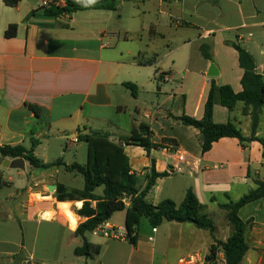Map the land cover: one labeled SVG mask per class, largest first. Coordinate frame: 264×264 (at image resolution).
<instances>
[{
    "label": "crops",
    "instance_id": "crops-1",
    "mask_svg": "<svg viewBox=\"0 0 264 264\" xmlns=\"http://www.w3.org/2000/svg\"><path fill=\"white\" fill-rule=\"evenodd\" d=\"M125 2L116 11L53 17L44 8L63 7L66 0H22L16 7L0 0V146L30 150L35 140L37 159L62 163L36 169L25 161L24 169H15L14 159L0 156V264H226L221 248L207 262L215 240L227 242L232 234L228 212L220 205L237 202L263 180L262 145L253 141L243 148L237 139L223 138L203 154L200 132L176 118L202 119L213 82L243 91L244 70L233 44L254 57L264 80V0L130 1L129 24L121 12ZM11 25L17 35L8 39ZM203 46L212 60L204 57ZM211 64L216 77L208 76ZM127 83L137 87L136 97ZM30 106L39 109V117ZM252 111L243 102L232 112L216 105L213 121H232L248 138ZM259 118L256 137L264 138V107ZM141 124L149 126L158 148L148 152L122 144L131 172L140 177V190L153 167L168 174L156 180L147 201L180 205L192 190L214 222V236L191 223L163 222L154 228L143 218L135 244L94 231L85 234L92 256H77L84 239L76 232L88 220L79 214L84 201L56 197L59 186L67 192L85 186L83 175L66 169L87 164L86 149L74 140L101 131L120 143ZM96 195L103 196L102 187ZM96 204L92 201L91 208ZM126 212L105 223L127 232ZM238 216L248 223L249 249L240 264H250L253 252L256 264H264V197L242 207Z\"/></svg>",
    "mask_w": 264,
    "mask_h": 264
},
{
    "label": "trees",
    "instance_id": "trees-1",
    "mask_svg": "<svg viewBox=\"0 0 264 264\" xmlns=\"http://www.w3.org/2000/svg\"><path fill=\"white\" fill-rule=\"evenodd\" d=\"M22 0H4L5 4L16 7ZM121 0H66L63 7L51 4L44 8L47 16L60 17L64 14H73L83 10H110L116 11ZM137 1V0H124ZM17 26L11 25L5 32L8 39L15 38ZM232 47L239 54L240 67L244 70L242 78L243 91L235 93L230 86H217L212 83L207 102L205 104L204 117L200 120L182 116L176 118L185 126L193 127L200 132V144L202 153L209 152L214 143L223 138H234L239 141L243 148H247L249 143L257 141L262 145L264 158V138L256 137L258 124L260 121V109L264 107V80L262 75L256 71L254 57L240 44H233ZM207 46L202 47V53L207 60H212V56L207 50ZM142 63V62H141ZM125 86L131 91L134 97L137 96V87L127 83ZM243 102L246 107H252V134L245 137L241 129L232 121L227 124H216L213 121V111L216 105H221L230 112L235 106ZM30 109L39 117V109L30 106ZM152 132L149 126L141 124L138 130H134L129 136H122L120 143L111 139V135L106 132H91L86 135L80 134L78 141L88 144L87 164L84 166L73 164L66 167L68 171L78 172L85 179V186L82 191L74 190L67 192L64 187L57 189V199L59 201H84L83 208L79 214L86 216L88 220L82 223L76 234L83 237L84 244L75 250L77 256L90 258L93 247L85 239V234L94 232L100 225L108 222L114 213L127 210L125 227L128 239L131 243H136V235L143 218L148 220L154 228L163 222L191 223L199 229L209 231L213 236L216 231L213 220L203 214L202 206L192 190L186 193L183 202L177 205L172 200H164L157 206L147 201V196L154 187L156 180L160 177H167V173H156L154 167L147 176L146 185L140 190V177L131 172L128 157L126 156L122 144L143 147L150 152L152 148L158 146L151 143ZM37 142L33 140L30 150L23 146H0V156L2 158L24 159L33 168L48 169L59 166L62 163L43 164L34 155ZM257 188L244 195L237 202L221 204L220 207L228 212V221L232 228V234L227 242L215 240V244L210 247L207 262L216 258L217 251L221 248L225 254L226 264H240L248 252L245 232L248 223L243 222L238 213L245 205L260 200L264 197V178L257 181ZM103 188V196L96 195L98 188ZM131 199V206L126 208L123 199ZM96 201L95 209L90 203Z\"/></svg>",
    "mask_w": 264,
    "mask_h": 264
},
{
    "label": "built area",
    "instance_id": "built-area-1",
    "mask_svg": "<svg viewBox=\"0 0 264 264\" xmlns=\"http://www.w3.org/2000/svg\"><path fill=\"white\" fill-rule=\"evenodd\" d=\"M74 141L78 142V139H75ZM179 160L183 161L184 157L180 156ZM123 202H124L125 206H130L131 199L128 197H125L123 199ZM95 231H97L98 233L102 234L103 236H105L107 238L118 239V240H124V239L128 240L127 232H125L124 230H121V229H114V228L110 227L107 223H103Z\"/></svg>",
    "mask_w": 264,
    "mask_h": 264
},
{
    "label": "water",
    "instance_id": "water-1",
    "mask_svg": "<svg viewBox=\"0 0 264 264\" xmlns=\"http://www.w3.org/2000/svg\"><path fill=\"white\" fill-rule=\"evenodd\" d=\"M260 74V72H257ZM218 75V72L216 70V66L214 64H211L208 76L209 77H216ZM11 168L15 169H24L25 168V160L24 159H16L14 162L11 164ZM50 191L56 190V186H50L49 187ZM250 264H256V259H255V253L253 252L250 257Z\"/></svg>",
    "mask_w": 264,
    "mask_h": 264
},
{
    "label": "rangeland",
    "instance_id": "rangeland-1",
    "mask_svg": "<svg viewBox=\"0 0 264 264\" xmlns=\"http://www.w3.org/2000/svg\"><path fill=\"white\" fill-rule=\"evenodd\" d=\"M133 4L134 3L130 2V1H126L124 3V7L121 9L125 24H129V22L131 20L130 15L132 13V9H133V6H134ZM81 146H83V148H85L87 153H88V144L86 142H81ZM80 155L82 156V152L79 154V157H80ZM80 163H85V162H80Z\"/></svg>",
    "mask_w": 264,
    "mask_h": 264
},
{
    "label": "bare ground",
    "instance_id": "bare-ground-1",
    "mask_svg": "<svg viewBox=\"0 0 264 264\" xmlns=\"http://www.w3.org/2000/svg\"><path fill=\"white\" fill-rule=\"evenodd\" d=\"M69 205L68 204H64L63 205V210H64V212H67V214L69 215V217H70V219H71V221H72V223L73 224H75L76 223V218L69 212V210L67 209V207H68Z\"/></svg>",
    "mask_w": 264,
    "mask_h": 264
}]
</instances>
